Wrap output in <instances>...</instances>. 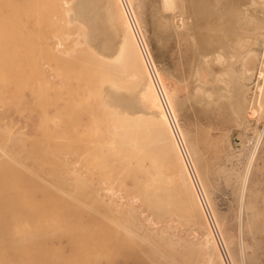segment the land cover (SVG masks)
<instances>
[{
    "label": "bare ground",
    "instance_id": "6f19581e",
    "mask_svg": "<svg viewBox=\"0 0 264 264\" xmlns=\"http://www.w3.org/2000/svg\"><path fill=\"white\" fill-rule=\"evenodd\" d=\"M65 1L0 0V6L5 3L6 6L3 4V7L9 9V14L4 17L0 13V69L4 74L0 76L7 83L18 67L19 70L22 69L19 55L17 56V44H20L21 58L34 68L38 69L39 62L45 60L61 82L53 83L39 68L40 96L45 108H50L59 101L63 102L64 106L56 109L57 118L54 122L62 129L61 139L67 142L65 144L69 145V150L81 156L77 167L71 173L68 171L70 175L65 173L69 179L61 172L52 174L59 165L58 160H55L57 163L53 161L56 168L50 170L49 176L55 178L54 182L58 181L50 186L55 188L56 194L59 193L55 196L52 188L42 186L47 182L40 184L42 179L40 180L37 172L40 170L35 173L30 170L27 175L22 170L23 163L15 160L14 155L5 153L9 161L0 160V264H99L100 258H104L106 264H113L119 256L132 258L135 264H239L240 248L235 246L231 233L224 230L223 225L216 220L197 169L190 162V148L188 147V151V144L185 145L183 133L177 126L179 95L176 86L164 73L163 78H160L146 46L143 48L149 65L144 59L137 39L138 36L142 41L139 21L132 9L135 0H69L70 8L64 9ZM217 1L220 0H179V5L176 0H161V3L163 8L170 7L169 10L176 14L175 17L178 16V34L185 33L186 38L193 42L195 50L203 57L195 67V79L190 78L195 80V85L192 86L196 91V99L208 105L225 100L233 120L245 128L250 126L251 121L255 122V126L264 124V12L262 10L259 13V30L255 29L254 34L250 35L263 53H234L235 46L228 44L226 39L228 33L239 32L237 18L240 15L226 3L218 11L220 7L216 6ZM231 1L233 4H250V0ZM73 24L77 31L83 27L84 32L79 31L82 35L76 33L82 41H73L72 47L60 49L56 54L47 43L48 36L69 38L68 29ZM18 36L21 37V43H17ZM89 50L95 54L97 62L89 60ZM88 61L96 63L90 64ZM152 73L165 97L187 162L159 98ZM71 82H75L74 88ZM166 82L171 91L165 88ZM249 83L253 84L252 87L248 86ZM5 85H0V97L4 100ZM63 87H68V92L63 89L67 92L65 96L61 94ZM50 91L54 93L53 97ZM106 100L107 103H104ZM83 116H86L87 122L83 123ZM256 136V141L259 142L264 136V130ZM55 137L58 136L55 134ZM10 140V135L0 129V150L5 152L6 141ZM240 143L243 144L242 139ZM62 147L61 153L64 151ZM33 148L31 153L40 154L36 146L35 150ZM254 149L247 163L246 178L255 160L257 145ZM41 151L44 152L43 149ZM46 153L48 152H44L43 156ZM49 154L52 153L49 152L46 156ZM32 156L34 155L26 156L25 161L31 159L40 164L45 159L43 156L44 159ZM48 157L50 158L47 156L46 159ZM51 158L54 159V156ZM115 161L120 166L119 175L124 179H135L141 163L148 161L146 179L143 182L134 181L137 192L158 217H171L188 225L193 234L191 237L199 240L197 249V244L193 247L194 244H187V240L173 242L174 236L168 235L167 238V234L162 231L148 234L131 211L123 220L120 214L109 208L110 204L103 202L93 189L92 169L99 168L107 176L106 170L110 171ZM45 166L49 171L51 167ZM19 167L22 169L19 170ZM27 171L26 169L25 172ZM42 173L41 176H47ZM198 185H201V191ZM67 186L68 190L73 187L72 193L66 190ZM110 187L105 190L108 195ZM38 189L43 191L39 190L42 193L40 202L33 196ZM60 194L73 200H67L69 203L80 204L81 208H74L78 212H69V205L71 208L74 205L67 203ZM79 195L82 196V201L78 200ZM57 199L62 200L58 202ZM84 207L87 208L86 212L89 211L88 216L83 219ZM146 221L147 219L144 222ZM220 231L222 244L218 238ZM99 235L105 240V243L101 240L103 247L102 244L99 246ZM59 237L66 239L70 248L69 256L63 254L60 246L54 247L51 244L50 239ZM222 250H225V257ZM242 253L240 261L244 259ZM123 257L121 259H125Z\"/></svg>",
    "mask_w": 264,
    "mask_h": 264
},
{
    "label": "rangeland",
    "instance_id": "374dc122",
    "mask_svg": "<svg viewBox=\"0 0 264 264\" xmlns=\"http://www.w3.org/2000/svg\"><path fill=\"white\" fill-rule=\"evenodd\" d=\"M66 1L63 3L66 5L62 4L64 9L70 8L69 6H71L70 1L69 0L67 2ZM178 1L179 0H176L177 4L179 5ZM224 3H226L231 9L237 11L238 14L240 15L237 18L238 27L240 28L239 32L228 33L226 39V42L228 44L235 46L236 49H233V52L250 54L252 52L258 51L262 54L263 51L261 49H258L254 39L253 38L251 39L250 35H253L254 30L255 29L259 30L261 26L260 24L261 22L259 21L258 17H259V13L262 10L264 12V0H250L249 5L233 4L231 0H220L217 1L216 3L217 4L216 6L220 7L218 11H220L222 6H224ZM3 4L5 5V3ZM3 4L2 6H0V10H1L0 13L1 16L4 17L7 14H9V9L8 8L6 9L5 7L6 5L3 7ZM169 8L170 7L168 6L163 8L161 0L134 1L132 9L134 10V13L138 17L139 26L141 30L140 35L142 36L141 38L142 45L144 47L146 46V49L148 50L150 55L151 62L157 69L160 78L161 79L163 78L162 74L164 73L166 77H168L176 86L179 95V107L176 115L177 126L181 129L183 133L185 145L188 144L187 145L188 151L190 148L189 151L191 155L190 162L192 166L194 163V167H196L197 169L199 179L201 181L204 191L206 192L210 200L211 208L215 214L216 220L223 225L224 230L231 233V235L234 238L233 241L235 246L238 249L240 248L239 250L240 252L238 256L239 259L238 262H240L239 264L241 263L264 264V136L260 138L259 142L258 140L256 141L257 139L256 135H258L264 130L263 129L264 124L259 123L256 124L255 126V122L251 121L249 126L250 129L249 127L245 128L243 126L238 125L239 122L237 123V121L233 120L234 118L225 100H222L216 104L213 103V105H211L212 103H209L208 105L207 103L205 104V102H203L202 104L196 99L195 96L196 91L194 92V88H193V86L195 85L194 83L195 80L190 78L193 77L195 79L196 76V75L194 76V72L196 74L195 67L198 65V62L203 57L198 54V52L195 50V46L193 42L186 38L185 33L178 34L179 31H176V30H180L179 28H176V26L179 25L178 16L175 17L176 14L171 12ZM209 12H210V8H209ZM74 26L75 25L73 24V27L72 25L71 27L69 26L70 28L68 27L69 28L68 31L70 33L68 32L69 38L66 37L65 38L66 40L63 38L59 39V37L53 35L48 36L47 43L53 49V51L56 52V54L60 51V49L63 50V49H67L68 47H72L71 44H74L73 41L76 42L82 41L81 38L78 37V35L80 34L79 33L80 30L84 32V30L82 29L83 27L81 28L80 26H77V28L80 27L77 31L75 30L76 26L75 27ZM76 33L79 34L77 35ZM73 35L74 36L77 35L76 36L77 38L73 37ZM67 40L70 41L66 43ZM20 41H21V37L18 36L17 43H19ZM58 43H60V46H58ZM17 45H19V47L17 46L16 48L18 53L17 56L19 55L18 58H20L19 62L21 64L22 69L19 70L18 67L14 74L12 70L11 75L12 74L13 75L11 77L13 79L11 78V81L7 83L4 82V77H1L4 74L2 75L1 72L2 70L0 69V74H1L0 78L2 79L0 80V85H2L3 83L6 84L3 87V89L5 88L4 89L5 100L3 99V97H0V129L5 131L6 134L10 135L11 138L10 141H6L7 147L6 150L4 149L5 152L0 150V158H1L0 160H3L5 162L7 160L9 161V158H7V156L5 155V153L7 154L9 153L15 156V160L17 161L20 160L18 162L23 163L22 165L21 163H18L22 166V168H24L22 169L19 167V170L22 169L25 174H27L28 172L30 173L31 171L35 173L37 170H40L37 171L39 173L40 180L42 179V181H40V184L41 183L45 184L47 182L46 185H42V186L46 187L48 185V188H52L53 190V192L51 191L52 194H55L56 196L57 194L59 195V193L56 194L55 192L57 191H55V188L53 189V187L50 186L56 184L58 181L54 182L55 178L49 176L51 174L50 170L52 171L53 169L56 168L55 163H57V161L55 160H58L60 163L58 162L59 165L56 164L57 169L52 171V174L61 172L62 174L66 173L69 176L70 175L69 173L72 172L74 167L76 168L77 164L81 162V156L80 154L73 153L71 150H69V145L65 144L67 142L65 140L62 141L63 139H61L62 129L58 127V123L54 122L56 121L55 119L57 118L56 109L63 107L64 106L63 102L59 101L57 102L56 105L53 104V106H50L51 109L49 107L45 108V105L43 104V100L40 96L39 68L44 73H46L48 79L53 83L60 84L59 82H61V80L60 79L57 80L58 78H56L55 74L52 71V68L48 66L45 60L39 62L38 69L26 63V61L23 58H21V54H19L21 53L20 44ZM0 46H1V42H0ZM82 48L84 47L82 46ZM0 51H1V47H0ZM89 51H87L90 56L89 60L92 59L97 62V57L94 56L95 54H93L90 51L92 53L91 54L89 53ZM198 56H200V58ZM204 60H208V59L204 58ZM88 62L90 64L91 62L96 63L94 61H88ZM203 66L206 67L205 65ZM75 85H76L75 82H71V86L73 88L75 87ZM252 85L253 84L249 83L248 86L252 87ZM64 88L68 92V87H63L61 90L62 96H65L67 93L65 90H63ZM165 88L168 91H171V87L167 82L165 84ZM23 90H25V92ZM50 95L53 97L54 93L50 91ZM104 103H107V100ZM85 118L86 116H83V123L84 121L87 122V118L86 119ZM254 131L256 132L254 133ZM55 134L58 137H55ZM15 135L17 137H15ZM44 139L47 140L45 141ZM241 139L243 141V144L240 143ZM20 140L23 145L21 144V142L19 143ZM58 140H61V142H54ZM50 141H52L53 143L51 144ZM17 143H19V145ZM256 145H257V152H256L255 160L253 161L249 175L246 178L245 173H246V167L249 161L250 153H252L255 150L254 148H256ZM35 146L36 148H38L37 150L40 151V154L42 153V156L44 152L52 153L47 156H50V158L54 156V159L51 158L50 161L52 162L55 161V163L53 162L54 163L53 164L52 162H50L49 157L47 158L48 159L47 161L46 154L48 153H46L43 156L45 157V159L37 151H36L37 154L31 153L33 152L31 151L33 147H34L33 150L36 149ZM60 146L61 147L63 146L62 148H64L63 153H61L63 149L61 150ZM46 148H48L47 151ZM65 148L67 149L65 150ZM40 149L41 150L43 149L44 152H42ZM30 154L34 155L32 156V158L35 157L37 159H44L41 160L40 162L41 164L42 162L45 161L44 164L43 165L41 164L42 166H40L39 162L36 161L32 162L30 158H28L30 160L26 162L25 161L26 156H29ZM16 156H18L19 159ZM4 158H6V160ZM47 162L52 164L51 165L47 164ZM147 162L148 161H143V163H141V169L140 171L138 170L136 172L135 179L122 178L119 175L120 166L116 161L113 163V168L110 171L106 170L108 174L107 176H105L104 173L99 168H94L92 169L93 189L105 204L106 203L110 204L109 208L112 211L120 214L121 217H123V220L126 219L128 213L131 211L134 214V217L136 218L137 222L143 227L144 232H146L145 229L147 230L148 234H150V232L152 231L153 232L162 231L164 234H167L166 235L167 238H169L168 235L172 237L174 236L180 238L177 239L173 237L174 239L173 242L175 241L177 242L178 240H183L186 242L187 240L186 243L188 244L189 242L190 244L192 243L191 245L194 244L193 247L197 244L196 246L197 249L198 248L197 241L199 240L197 237L194 236L191 237V235L193 234L191 233V229L188 225H185L171 217H163V218L158 217L152 210H150L146 206V204L144 203L143 196L137 192L136 183H134V181L143 182L146 179L145 172L149 168V163ZM46 164L48 166H45ZM133 164L135 163L133 162ZM44 166L51 168L48 171L47 170L48 168L45 169ZM62 166L64 168H62ZM26 169L28 170L27 172H25ZM41 173L44 174V176L47 175L46 177L48 179L46 177L41 176L40 175ZM193 173L195 174V171H193ZM142 174L145 176H142ZM48 176L51 177L52 179L50 180ZM68 176L66 177V179L67 178L69 179ZM242 179L244 180V182ZM52 180L53 182H50ZM107 184L108 187L111 186L109 188L110 189L109 195L108 192H106L108 188ZM68 187L69 186L66 187V190L72 193L73 187L69 190ZM202 187L201 185L200 186L198 185L200 191ZM39 190L40 192H43L42 189H38V191L35 193L36 191L35 190L33 194L35 200H37L38 202L42 200L41 197L42 193H39ZM0 192L2 193V190H0ZM60 196L64 197L65 198L64 200L66 201L69 200L68 196L67 198L65 196H62L61 194ZM81 197L82 196L79 195L78 198L79 201L83 200ZM62 199H57V201ZM133 200L135 201L133 202ZM69 201L72 202L73 200L70 199ZM87 201L89 202V200ZM67 203L69 202L67 201ZM69 204H71L72 206L74 205L72 207L73 210L70 207V205L69 207L67 205L69 212L72 211L78 212V210H75L74 208L77 207L78 209L79 207L81 208V206H79L80 204L78 205V203L73 202ZM85 209L87 208L84 207L82 209L83 212L82 210L81 211L79 210L80 213L85 212L84 214H82L83 219L86 218V216H88L87 212L89 210L86 212ZM146 219L147 221L144 222ZM147 223L150 225L152 224L155 225L156 223L157 224L156 226L149 227ZM200 233L202 232L200 231ZM221 236H222V232L220 231V236L218 238H219V242L222 244L223 241H221L222 240ZM172 237H170V239H172ZM98 239H100V241L102 240L103 243H105L104 242L105 240L104 238L101 237V235H99ZM50 241L54 247L60 246L59 248L65 256H69L70 248L69 245L66 243L65 238L63 237H59L57 239L53 238L50 239ZM100 241L98 240V243ZM102 241L100 242L99 246H101ZM59 242L61 243L59 244ZM238 243L240 247L237 246ZM240 253L244 254L242 255L244 259L243 257H241V259H243L244 261L243 260L240 261V256H241ZM121 258L120 256L117 257L114 260L113 264L136 263L135 260L132 258L126 259V257H123L126 260ZM99 264H106L105 259L100 258ZM191 264H204V263L192 262Z\"/></svg>",
    "mask_w": 264,
    "mask_h": 264
},
{
    "label": "built area",
    "instance_id": "2783aa9c",
    "mask_svg": "<svg viewBox=\"0 0 264 264\" xmlns=\"http://www.w3.org/2000/svg\"><path fill=\"white\" fill-rule=\"evenodd\" d=\"M136 35H137V34H136ZM137 39H138V42H139V44H140V48H141V51H142V53H143L144 59L146 60V62H147L148 65H149L150 62H149V59H148L147 53H146V51H145L144 48H143L142 42L140 41V39H139L138 36H137ZM152 76H153V73H152ZM153 80H154V83H155V85H156V89H157V92H158L159 98H160V100H161V102H162V105H163V107H164V110H165V112H166V114H167V116H168V118H169V120H170V123H171L172 129L175 131L176 136H177V132H176V130H175L174 123L172 122V120H171V116H170L169 111H168V107H167V104H166V101H165V97H164V95H163V93H162V91H161V89H160V87H159V84H158V82H157V80L155 79L154 76H153ZM177 137H178V136H177ZM178 142H179L180 147H181V149H182V152H183V154H184V158H185V160H186V162H187L188 159H187L186 154H185L184 151H183L182 143L180 142L179 137H178ZM188 166H189V164H188ZM196 186H197V185H196ZM205 209H206V208H205ZM217 240H218V238H217ZM222 253H223L224 257H225V253L223 252V250H222Z\"/></svg>",
    "mask_w": 264,
    "mask_h": 264
}]
</instances>
